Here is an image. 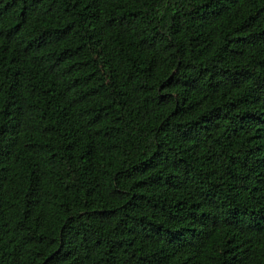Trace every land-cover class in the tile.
<instances>
[{"label": "trees", "instance_id": "trees-1", "mask_svg": "<svg viewBox=\"0 0 264 264\" xmlns=\"http://www.w3.org/2000/svg\"><path fill=\"white\" fill-rule=\"evenodd\" d=\"M0 264H264V0H0Z\"/></svg>", "mask_w": 264, "mask_h": 264}]
</instances>
